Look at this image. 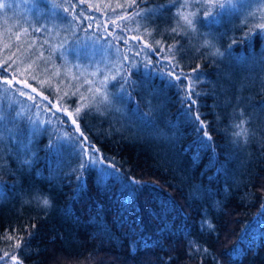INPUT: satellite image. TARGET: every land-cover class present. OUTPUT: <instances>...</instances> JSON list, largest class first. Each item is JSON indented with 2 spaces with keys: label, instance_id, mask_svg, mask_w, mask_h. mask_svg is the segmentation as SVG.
<instances>
[{
  "label": "trees",
  "instance_id": "16d2710c",
  "mask_svg": "<svg viewBox=\"0 0 264 264\" xmlns=\"http://www.w3.org/2000/svg\"><path fill=\"white\" fill-rule=\"evenodd\" d=\"M78 1L55 0L60 7L51 8L49 0H36V20L55 16L58 43L79 41L83 47L89 40L118 52L115 65H137L132 68L134 90L129 89L134 99L117 105L120 112L101 115L86 109L78 117L80 131L117 173L79 170L73 145L64 143L58 154L48 151L49 137L57 133L48 125L29 150L10 148L7 140L0 143V256L16 255L21 264H264V39L241 43L248 29L241 28L240 15L211 28L197 24L224 53L213 56L214 48L200 47L203 36L189 39L182 29L180 35L171 31L179 21V0L176 5L170 0ZM158 5L167 7L148 11ZM127 6L144 14L122 19ZM112 22L142 37L153 54L164 58L165 72L178 62L176 71L200 76L198 110L211 148L201 144L203 134L185 115L184 88L174 86L188 82L173 81L155 61L146 68L152 55L138 57L130 40L125 44L116 37ZM36 27L38 21L25 36L34 38L33 44L23 49L35 63L18 56L16 41L2 53L18 66H29L27 77L18 79L74 113L84 87L70 76L71 84L49 81L50 71L62 62L46 32ZM234 37L237 43L229 49ZM177 42L183 47L178 45L170 64L168 48ZM115 83L108 84L110 93L119 91ZM137 102L146 119L137 114ZM241 119L246 138L234 136ZM37 194L47 197L51 207L36 201ZM189 239L207 252L190 256Z\"/></svg>",
  "mask_w": 264,
  "mask_h": 264
},
{
  "label": "snow or ice",
  "instance_id": "6c2138e0",
  "mask_svg": "<svg viewBox=\"0 0 264 264\" xmlns=\"http://www.w3.org/2000/svg\"><path fill=\"white\" fill-rule=\"evenodd\" d=\"M178 0H170L171 5H176ZM35 4V0H33ZM51 8H59L60 5L55 3V0H49ZM6 5L0 2V9H4ZM167 7L166 5H158L157 9H149V12L159 11ZM37 11L39 8L37 7ZM65 12L68 9H64ZM144 13L142 11L136 12L135 16H142ZM179 17V21L177 22V26L173 27L171 31L180 35V30H183V34L188 36L189 39H195L200 36L204 37L203 43L200 47L205 48H214L215 50L211 53L213 56H223L224 53L220 52L218 48H215V45L208 39V36L212 35L211 33L201 32L197 28V24L200 25L201 28H211L213 25L220 23L225 17H234L240 15L243 17L241 20V28L247 27V31L244 32V35L239 38L241 43L254 44V37L259 36L264 39V0H179V9L176 13ZM123 19V18H122ZM27 32V29H24ZM36 31H40V29H36ZM150 34V33H149ZM19 38V35H17ZM214 38V37H213ZM132 40H140L141 38L138 36H132ZM124 43L127 44L128 40L125 39ZM159 43V41H157ZM237 43V38H233L232 42L228 45V48L231 49L233 45ZM179 42L177 44L171 45L168 48V53L171 55L166 57L169 60V63L172 64V61L175 58V54L178 48ZM82 47L79 41L73 42V44L65 47L64 44L59 46V49L54 48L53 51H60L61 58L67 62V53L69 50L77 53L76 58L79 59L81 55H87V53H80L79 49ZM83 47H89L84 45ZM145 48L150 47L148 44H144ZM182 45H179V48L182 49ZM143 50V49H141ZM199 51V48L196 49ZM139 53H137L138 55ZM42 55V54H41ZM94 55V54H93ZM124 61L129 60L128 56L123 57ZM152 63L151 59L147 60L145 67ZM159 63V61L157 62ZM77 69L80 68V65H75ZM137 67L135 62H132L131 67H126L123 64L114 65L113 68H109L107 71L96 67L95 71L90 73L91 76L96 77L99 74H102V79L98 81V86L89 87L87 89L90 96H85L83 93L80 95V103L73 112L67 111L64 109L66 115L71 119V124L75 126L74 132L79 133L81 139H77L74 141L75 145L79 146V151L76 152V158L80 161L79 170H86L89 164H95L98 158V150L95 149L90 142H88L87 137L84 136L83 132L80 131V126L78 122V117L84 110H92L95 109L101 115H104L105 112H110L115 110L116 112H120L121 108L117 107L119 104H123L125 102V98L129 100L134 99L132 96V91L134 90L135 81L132 80V68ZM179 67L178 62L172 64V68L167 73L169 77H171L175 81H187L186 85H174L177 87H183L185 91V96L182 98V103L186 102L187 111L185 115L189 117L191 124L198 125L195 127V131L197 133H202L201 144L204 147L211 148L212 145L207 143L212 140V137L206 130L207 126L204 120L201 119V113L199 112V105L197 100L201 95L200 92L196 91V81L200 79V76L197 75L195 79L191 74H184L183 71L177 72L176 68ZM114 69V74H113ZM194 73L199 72V65L197 68L193 69ZM56 75L59 74V69H57ZM12 79H4V84L11 88L13 84ZM111 81H115L113 87L118 88L117 93H110L108 91V84ZM19 83V81H18ZM26 83V82H25ZM85 83L93 84L92 80H85ZM27 86V85H26ZM8 88H5L3 91L6 92ZM35 91V89H33ZM21 96L27 95L25 92L20 91ZM75 95V93H73ZM99 97V99H97ZM29 100H34V97L31 95H27ZM3 97L0 96V143H3L5 140L9 142L10 148H19L22 150H29V145L32 141L41 134V131L47 132L48 129L44 127L45 124H51V120L43 121L39 119V114H36V118L34 119L32 115H28L24 109L16 108L15 101H10L8 103L3 102ZM47 99V97H45ZM100 105L104 106V109L101 110ZM50 110V109H49ZM57 111H60L61 108L57 107ZM137 114L142 118H147L146 113H142L139 110V103L137 102ZM243 117V112L240 114ZM150 122V121H149ZM245 120L241 119L239 124H235L234 127L238 128L239 131L234 133V136L247 137L248 131L243 127L245 124ZM61 123H66L62 121ZM73 140L72 135L69 132L65 131L62 136H57L56 139L49 137V143L45 146L46 149L54 154L60 153V151L64 148V141ZM24 164L30 165L31 160L25 159L23 161ZM76 171V170H74ZM79 180L80 177L78 176ZM34 199L38 201L44 208L51 207V202L47 197L41 199V197L37 194ZM204 223H201V228L204 227ZM34 227V226H33ZM209 228L212 227L211 224L208 225ZM190 235V233H189ZM8 239H13V237L8 236ZM16 248L21 247V242H17L15 244ZM188 249L189 255H193L194 252H200L203 250L205 253L207 249H202L200 244L195 239L188 240ZM9 257V253L5 252L3 256H0V264H7L6 259ZM13 264H21L18 257L16 255H11L10 257Z\"/></svg>",
  "mask_w": 264,
  "mask_h": 264
},
{
  "label": "rangeland",
  "instance_id": "374dc122",
  "mask_svg": "<svg viewBox=\"0 0 264 264\" xmlns=\"http://www.w3.org/2000/svg\"><path fill=\"white\" fill-rule=\"evenodd\" d=\"M79 1L81 2V0ZM0 2L6 5L4 9H0V55L5 47H7L11 42L16 41V43H18L19 45L15 50L16 52H18V56H20V54L22 53L23 61L31 64L35 63L34 59H32L33 54L28 52L24 53L23 49H26L33 44L34 38L27 37L26 40L25 36L26 34H30L29 31L34 27V23L36 21H38V27H36L34 30L36 31V29H40V31L46 32V35L49 37L52 43V51L54 48L59 49V46L62 44H64L65 47L71 45L66 42L63 43L57 42L58 40L57 32H56L57 20L54 15H48L45 18H40V20L39 19L36 20V17L39 13L36 7V0H35V4L33 3V0H0ZM126 2H128V0H126ZM77 4L80 5L81 3H77ZM128 6L125 9L126 11L121 12L120 17L125 19H129V18L135 19L136 16L134 15L133 12L136 11L135 10L136 7L130 10ZM111 16L112 15L108 16V18H110ZM117 24L119 23H113L114 25L113 30L116 32L117 38H121L122 42H124L125 39L130 40L134 44L133 47L138 51L135 53L136 54L139 53L138 57L148 58L150 55H152L151 61H155L156 62L155 65H159L160 63L159 70L165 74L169 72V70L172 67L168 65L169 69L168 71L165 72L162 68V64H165L164 58H162L159 54L158 55L153 54V51L150 47L145 48L144 47L145 43L143 42L142 37H140L138 34L123 31V29ZM24 29H27V32H25ZM102 32L104 34H110V32L106 33L104 29ZM17 35H19V38H17ZM132 36H138L141 39L132 40L131 39ZM24 43L27 44V46H25ZM85 45L89 47H82L79 49V52L87 53V55H81L80 58L77 59L76 58L77 53L69 50L67 53V62H65L61 58L60 51H55V52L53 51L55 54L57 53L60 56L59 58L60 61L62 62V65L58 66L57 69H59L60 72L66 74L67 76L63 75L62 73L56 75L55 74L57 72L56 70L50 71L48 76H49V81L54 85H58V86L64 84H71L73 80L70 77H74V80H79L80 82L78 83L77 86L83 85L84 88L82 92L87 97L91 95L90 93H88L87 89L89 87L94 88L98 86V81L103 78L102 74L98 73L96 77H93L90 75V73L92 71H95L96 67H99L104 71H107L109 68H113L116 60L119 57V53L112 50V48H108V46L105 45L102 46L101 48L98 44L92 43L89 40L86 41ZM118 50L122 55L121 50L120 49ZM9 59H11V62H9ZM158 61L159 63H157ZM15 62L16 60H14V57H11L9 53L8 54L2 53V55L0 56V72H1L0 96L4 98L3 102L6 104L10 101H15L16 108L24 109L25 112L28 115H32L34 119L36 118V114L38 113L40 120L43 121L51 120L52 122L51 124H45V125H48L50 127V130L52 131L57 130V133L55 134L56 135L55 139L57 138V136H62L63 133L67 131L70 133V135H72L73 140H67L64 141V143H66L67 145H73L74 147L76 146L77 150L79 151V146L75 145L74 141L81 138L79 136V133L74 132L75 126L71 124V119L66 115L64 109H62L56 103L50 102L48 99H45V96L39 93L35 88L30 86L27 81H21L20 79H18L17 77L19 76H23V78L27 77V71H29V66L28 65L18 66ZM77 64L80 65L79 69L75 67V65ZM34 66H36V64H34ZM113 74H114V69H113ZM13 76H15V79L13 80V84L11 88H8V86L4 84V79L5 78L12 79ZM85 80H92L93 84L90 85L88 83H85ZM5 88H8L6 92L3 91ZM33 89H35V91H33ZM20 91L25 92L27 95H31L32 97H34V100H29L27 98V95L21 96L19 94ZM97 99H99V97H97ZM57 107H60L61 110L57 111L56 110ZM62 121H65L66 123H61ZM88 167H94L95 169L99 170L101 173L105 175L117 173L114 167H112L108 163H105L102 160L99 152H98L97 162L95 164H89ZM10 257L11 256L5 258L7 264H13Z\"/></svg>",
  "mask_w": 264,
  "mask_h": 264
}]
</instances>
